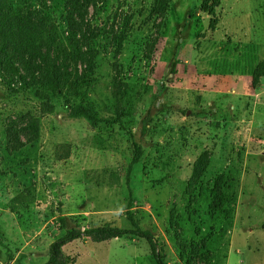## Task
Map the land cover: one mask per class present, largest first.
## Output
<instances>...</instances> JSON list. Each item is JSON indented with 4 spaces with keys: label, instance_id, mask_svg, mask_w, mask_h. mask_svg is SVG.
Listing matches in <instances>:
<instances>
[{
    "label": "rangeland",
    "instance_id": "rangeland-1",
    "mask_svg": "<svg viewBox=\"0 0 264 264\" xmlns=\"http://www.w3.org/2000/svg\"><path fill=\"white\" fill-rule=\"evenodd\" d=\"M48 2L68 35L67 0ZM90 20L101 33L84 89L98 125L0 75V264H45L67 229L97 226L152 233L169 264H264V0H101ZM222 175L236 200L212 213ZM61 254L157 264L135 235Z\"/></svg>",
    "mask_w": 264,
    "mask_h": 264
},
{
    "label": "trees",
    "instance_id": "trees-1",
    "mask_svg": "<svg viewBox=\"0 0 264 264\" xmlns=\"http://www.w3.org/2000/svg\"><path fill=\"white\" fill-rule=\"evenodd\" d=\"M100 1L67 0V35L48 12V0H0V75L9 88L18 91L15 86L19 84L20 88L31 91L40 85L38 89L41 91H35L36 94L42 97L44 90L48 89L46 97L49 99L61 96L65 98L71 116H83L93 126L98 125L99 114L93 102L85 97L84 87L90 85V74L96 66V55L91 42L101 33L91 23L90 10L92 7L96 9ZM205 4L204 2L202 5L203 9L214 14V7ZM117 30L112 26L109 33L112 44L119 50L123 33L119 35ZM84 46L86 49H83ZM79 64L85 65L82 71ZM53 109L54 105L50 100L43 103V111L50 112ZM29 126L33 136L38 138V119L32 117ZM23 145L24 143L17 147ZM140 152L141 148L138 147L135 161L139 160ZM204 156L202 154L200 162L204 161ZM195 172L201 173L202 169L197 165ZM130 181L131 176L127 174V184ZM227 181L222 175L215 182L212 213L222 209L225 203L236 200V195L228 192ZM63 222L65 223L64 220ZM132 235L144 237L152 244V254L157 264H169L159 251L152 233L116 226L67 229L61 238L52 243L51 256L45 264H62V247L83 237L105 241Z\"/></svg>",
    "mask_w": 264,
    "mask_h": 264
}]
</instances>
